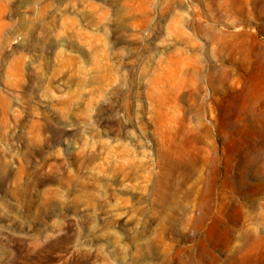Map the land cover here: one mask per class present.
Wrapping results in <instances>:
<instances>
[{
	"label": "rangeland",
	"instance_id": "374dc122",
	"mask_svg": "<svg viewBox=\"0 0 264 264\" xmlns=\"http://www.w3.org/2000/svg\"><path fill=\"white\" fill-rule=\"evenodd\" d=\"M0 264H264V0H0Z\"/></svg>",
	"mask_w": 264,
	"mask_h": 264
}]
</instances>
